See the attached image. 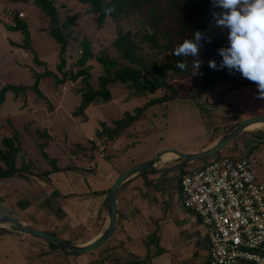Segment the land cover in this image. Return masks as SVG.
Listing matches in <instances>:
<instances>
[{
	"label": "rangeland",
	"instance_id": "obj_1",
	"mask_svg": "<svg viewBox=\"0 0 264 264\" xmlns=\"http://www.w3.org/2000/svg\"><path fill=\"white\" fill-rule=\"evenodd\" d=\"M53 1L58 8L59 21L63 20L65 16H71L78 10L82 12L83 6L80 5L77 0ZM7 10L10 11L8 14ZM18 11L22 13L21 21L30 23L33 29L36 30L38 34L42 35L37 39V36L32 33L31 40L28 41L30 50L18 46L22 44L23 36L21 32L8 27L9 19L12 20ZM80 12L76 21L81 19L80 17H83V19L76 28H74L76 25L75 22V24L70 27H63L60 29L66 43L60 54L63 56L64 63L59 70L57 65L61 59L59 55L60 43L50 36L49 29L52 28V24L49 18L34 6L31 0H0V58L8 60L9 62L20 61L22 64L18 69L12 67V71L0 70V83L23 85L38 80L40 84L38 87L41 88L44 93L50 91L53 95L56 94L57 89L54 83L55 76L60 77L62 71L74 73L79 69V67L75 65V62L79 57V41L82 37H85L89 41L90 50L92 52V57L85 63L87 66H91L88 70L86 82H83L80 76L75 80H71L67 76L63 84L59 85V88L63 91H59V93L66 95V97H71L74 103H77L78 100L80 102L81 91L87 90L88 86L93 89L97 88V78L102 74L101 67L95 59L97 56H104L109 60H114L118 65L128 64L131 67L138 68L137 65L127 63L120 57V53H118L113 44L119 34L124 36L125 39L132 40L137 44L134 49V54L136 56L142 55L146 63H159L166 59V54H158L154 50L146 48L145 45L137 43L138 36L136 35L137 32L140 31L138 25L140 16L138 14L122 13L116 14L114 17H105L102 25L97 27L95 16L92 13ZM14 47H16V49H14ZM19 48L25 52V56L22 57L23 52H21V57L18 55L17 52H19ZM66 52L67 54L65 55ZM151 73V69H148L147 74ZM164 80L166 83H171L172 86L180 92L182 88L188 84L189 78L185 76L177 78L176 75H167ZM106 86L110 98L115 102L112 101V103L108 105H100L105 102L98 100L97 102H93V104H99V106L95 110H89L90 122L93 121L95 123L96 121L101 127L104 126L103 123L106 124L109 118L115 120L123 118L126 112L123 111L120 114L119 110L125 108L130 109L132 107V109L129 110L132 111L135 107L142 105L149 98L160 97L165 94L164 87H161L150 95L134 97L130 95L131 90L120 82L109 83ZM210 90L211 91H207L200 96H178L169 98L161 103H155L149 106L147 110H144V116H140L139 121L135 124L131 122L130 127L128 126L129 129L124 132V136L122 135L123 143L117 155L109 158V161L114 165L112 173L115 171L120 172L132 164L151 158L165 149L174 148L185 153L199 151L207 147L211 139L217 140L231 124L250 116L264 115V99L259 98V92L254 82H240L226 88L225 91L222 85L214 86V88ZM130 99H133L131 104H123L124 100ZM35 101L42 102L39 98H36ZM79 102L76 106H73L72 101L68 104V107L75 111ZM74 111L73 115L77 117L76 120H78V123H80L81 120H85L84 117L80 119L74 114ZM82 113L78 115L81 116ZM99 120H102L103 123L99 122ZM19 122L20 121L15 122L9 127L5 125L4 128L8 131L13 130V132L16 133L21 132L23 136L21 145L26 157L33 160L35 164L42 168L49 166V168L52 169L54 163L47 166V160L45 159V156H51L50 152L47 151L44 155L37 147V142L34 141V138H31L32 135L28 132L21 131ZM99 124H89V126L93 128L94 131ZM85 125H83L84 128ZM65 128L68 132L71 130L68 125H66ZM117 129L120 128L118 127ZM125 129L126 127L122 131ZM122 131L121 133H117L116 136L122 134ZM21 134H19L20 140ZM79 137L81 138V136L73 138L68 133H63L64 140L72 139L69 145L67 143L66 147L63 148L65 151L61 149L64 143L63 141L60 142L59 148L57 147L55 149L58 155V157H54L56 159H54V161H57L55 162L56 166H59V163L66 164L70 155L74 156L80 151L77 148L81 144L79 142L81 141ZM83 141L85 142V140ZM53 143L55 142L53 141ZM95 152L96 149L91 147L89 154H93L92 156H94ZM224 153L236 156L252 155L255 157L257 164L254 166V173L259 179L264 181V124L254 129H244L214 154L204 159L188 163V165L181 170L186 171L190 168L199 167L206 160ZM167 159L168 157H163L162 160ZM180 161V159L174 157L169 160L167 164L174 165ZM59 171H61V173L64 172L65 175L68 174L65 179L64 176L59 178L61 186L65 185L64 193L60 196L62 198L58 197V199H62V204L57 206L56 202L52 201L50 206L52 208H46V218L47 215L54 212V216L47 218V222L51 223V229L46 231L73 244H82L89 240L94 233L98 232L99 224L98 222H91V210L84 208L80 203L88 194L87 188H95L99 185V182L96 179L95 182H90L91 177L85 175L81 181L83 174L76 171H71L70 173L66 170ZM34 172L36 171H33V175H35ZM49 173H51V171L48 172V177L43 173H39V177L50 181L51 176ZM52 176L54 175L52 174ZM87 180L88 184L86 186ZM43 195L46 194L42 193L40 200L38 198L35 201L36 205L42 203ZM51 199L57 200L53 197ZM3 205V203H0L1 213L6 212L9 213V215H14V217H21L14 212L15 210L13 211L14 213L8 211V208L2 207ZM22 207L23 205H21V208ZM33 213L34 211L31 214L33 215ZM197 218L199 217L197 216ZM28 224L29 226L33 225V222L28 221ZM201 226V233H204L205 226L203 223ZM25 236L30 240L37 239L44 241L35 236ZM111 238L112 236L99 247L80 255H68L56 249V253H49L46 255L44 253L42 254L43 256L38 257L39 259L30 261L21 253V246L23 245L19 244L16 246V238L14 236L11 240L6 241L7 243L4 246H0V258L7 254L3 259H0V264H7L5 261H8V257H13V255L16 259H22V261L19 260L18 262H21V264H127L130 259H133L132 251L127 246L117 243L112 244L110 241ZM12 262L13 260L8 263L12 264ZM139 264H144V262Z\"/></svg>",
	"mask_w": 264,
	"mask_h": 264
},
{
	"label": "crops",
	"instance_id": "obj_2",
	"mask_svg": "<svg viewBox=\"0 0 264 264\" xmlns=\"http://www.w3.org/2000/svg\"><path fill=\"white\" fill-rule=\"evenodd\" d=\"M80 18L76 21L74 28L83 19V17ZM26 25L29 41L31 40L32 33L37 36V39L42 36L33 29L30 23L26 22ZM20 48L17 53L21 57V52H23V57L25 56V52ZM21 65L20 61L9 62L0 58V70L12 71V67L18 69ZM33 84L35 85V89H30L29 87ZM62 84L63 82L55 84L57 93L54 95L50 91L48 92L49 94L44 93L38 87L40 85L38 80L35 83L23 84L22 86L26 87V89L17 96L11 92L5 93L4 99L0 104V138L2 136L15 135L22 150L24 160L30 162L31 165L29 167L32 171H36L34 172L35 176L39 177V173H43L48 177V172L51 171L49 173L51 182L48 179L46 181L41 178L45 183L42 181L38 183L31 177L33 174L28 175L27 172H22L21 175L14 174L10 177L0 178V203H3L2 207L8 208V211L13 212L15 210L14 212L21 217L10 216L22 223L29 225L28 221H31L33 222V225H30L32 227L50 230L51 223L47 222V218L54 216V212L47 215L46 218V208H52L50 207L52 201H55L57 206L62 204V199H58V197L62 198L60 196L64 193L65 185L61 186L59 178L64 176L65 179L68 175H65L64 172L61 173L59 170H66L68 173L71 171L79 172L83 174L81 181L83 177L90 176V182H95L96 179L99 185L95 188H87L88 194L80 204L84 208L91 210V222H98L99 224L98 232L93 234L90 238L92 239L102 230L107 222L106 192L114 178L121 172L115 171L112 173L114 165L109 161V158L117 155L120 147H122V135L124 136V132L129 129L130 125L122 131V134L111 139L106 137V134L96 136L95 130L99 132L102 129L111 128L113 126L112 120L114 121L115 119L109 118L106 124L102 120H99V122L104 124L103 127L96 121L95 123L93 121L90 122L89 110H95L99 106V104L90 103L83 109L81 116L76 114L80 119L82 117L85 118V120H81L78 123L77 117L73 115L74 109H70L68 104L73 101V106H76L79 100L77 103H74L71 97H66V95L59 93V91L63 92L59 88V85ZM36 98H39L42 102H36ZM112 101L114 100L110 98L109 101L100 105H108ZM132 102L133 99L124 100L123 104H131ZM131 109L132 107L119 111L120 114L123 111L132 113V111H129ZM18 121H20L21 131L32 135L31 138H34V141L37 142V147L44 155L47 151L50 152L51 156H45V159L47 160V166L54 163L52 169L49 166L42 168L35 164L33 160L26 157L21 145L23 139L21 132L16 133L13 130L8 131L4 128L5 125L9 127ZM138 121L139 119L135 120L134 124ZM89 124H99V126L93 131V128H90ZM66 125L71 128L69 132L66 131ZM83 125H85V128ZM64 132L73 138L81 136V138L79 137L81 144L77 147L80 151L74 156L70 155L66 164L59 163V166H56L55 162L57 161H54V157H58V155L55 149L59 148L61 141L64 142L61 146V149H63L67 143L69 145L72 139L64 140ZM19 134H21V140ZM215 141L210 142L208 146ZM91 147L96 149L94 156H92L93 154H89ZM100 147L103 148L102 157L98 155ZM171 159L159 160L154 170L137 173L119 184L115 197V225L110 235L112 236L110 241L112 244L117 243L127 246L133 255L144 257L147 260V264H205L208 246L206 228L204 233H201L202 223L194 213L182 206L179 196L178 180L181 174L194 168L186 171L181 169L163 170L162 168L175 165L167 164ZM87 184L88 180L86 186ZM42 193L46 195H43L42 203L36 205L35 201L38 198L40 200ZM52 197L57 200L51 199ZM21 205H23L22 208ZM0 214L9 215L6 212H0ZM0 228L5 229L3 231L0 230V246H4L7 243L6 241L11 240L15 236V244L16 246L19 244L23 245L21 246V253L27 260L35 261L39 259V256H43L42 254L44 253L46 255L56 253L57 251L56 248L51 249L45 241L30 240L25 234H21L7 226H0ZM3 257L0 259H3ZM11 260H13L12 264H21V262H18L19 260L22 261V259H16L13 255V257H8V261L6 260L5 262L9 264L8 262Z\"/></svg>",
	"mask_w": 264,
	"mask_h": 264
},
{
	"label": "trees",
	"instance_id": "obj_3",
	"mask_svg": "<svg viewBox=\"0 0 264 264\" xmlns=\"http://www.w3.org/2000/svg\"><path fill=\"white\" fill-rule=\"evenodd\" d=\"M83 6L82 12H90L95 16V23L100 27L104 22L105 17H114L116 14H138V25L140 31L137 32V43L145 45L146 48L154 50L158 54H166V59L157 63H146L145 58L134 54V49L137 44L132 40L125 39L119 34L113 44L116 47L123 61L137 65L138 68L129 66L128 64L118 65L114 60H109L104 56H97L95 59L101 67L102 74L98 76L97 88L93 89L88 86L87 90L81 91V98L74 114H81L83 109L90 103L106 102L110 99L107 89V84L120 82L126 88L131 90V96L150 95L156 89L164 87L165 94L160 97L149 98L142 105L135 107L132 113L126 112L123 118L113 121L111 128L95 131L96 136L106 134L109 139L116 136L117 133L131 125V122L139 119L143 115V111L155 103H161L169 98L178 96L202 95L214 86L222 85L224 91L226 88L236 85L240 82H252L244 78L238 71L229 72L227 68H219L222 57L218 53V49L227 47L228 29L218 27L212 16L213 12L220 13L222 9L214 7L212 0H77ZM44 15H46L52 28L49 29L50 36L60 43L59 55L65 45L60 29L70 27L75 24L79 17V12L73 13L71 16H65L63 20H58V8L53 0H31ZM112 6L115 11L111 14H105L104 8ZM8 27L19 30L23 36L22 44L18 45L25 49H29V36L27 25L21 21L17 15L9 19ZM201 32L205 39L201 42L202 46L199 50L198 57H178L173 54L174 49L185 39H194L195 32ZM211 42H207L208 39ZM79 57L75 65L79 67L74 73L62 71L60 77L55 76L54 83H62L65 77L75 80L80 76L83 82H86L88 70L91 66L85 63L92 57L89 41L82 37L79 41ZM60 62L57 68L62 67L63 56L60 55ZM201 60L203 63L198 72L202 73L193 75L192 63L193 60ZM214 60L218 66V70L208 67V61ZM178 61H186L188 69L182 71L176 64ZM118 66V67H117ZM148 69L152 73L147 74ZM45 73V72H44ZM49 74V73H48ZM68 74V75H67ZM167 75H176L177 78L185 76L189 78L186 84L179 92L172 86L171 83H166L164 78ZM35 83V82H34ZM30 89H35L33 84ZM26 87L22 85L0 84V104L4 99L6 92H11L17 96L25 91ZM223 91V92H224ZM120 129H117V128ZM215 139H211L212 142ZM30 162H26L23 158L22 150L19 147L15 135L2 136L0 138V178L10 177L14 174L21 175L22 172H27L32 175L33 171L29 167ZM1 231L5 230L0 228ZM50 248H54L52 244L47 243ZM133 259L127 264H139L147 260L144 257L132 255Z\"/></svg>",
	"mask_w": 264,
	"mask_h": 264
},
{
	"label": "built area",
	"instance_id": "obj_4",
	"mask_svg": "<svg viewBox=\"0 0 264 264\" xmlns=\"http://www.w3.org/2000/svg\"><path fill=\"white\" fill-rule=\"evenodd\" d=\"M256 164L252 155L224 153L181 174V204L206 228V264H264V181Z\"/></svg>",
	"mask_w": 264,
	"mask_h": 264
},
{
	"label": "clouds",
	"instance_id": "obj_5",
	"mask_svg": "<svg viewBox=\"0 0 264 264\" xmlns=\"http://www.w3.org/2000/svg\"><path fill=\"white\" fill-rule=\"evenodd\" d=\"M212 3L214 7L222 9L220 13H212L216 25L228 29L229 45L218 49L222 57L219 68H227L229 72L238 71L254 82L259 98L264 99V0H212ZM114 11L112 6L104 8L106 15ZM204 39V35L197 31L194 39L183 40L173 54L185 58L198 57ZM207 42L210 43L211 39ZM202 63L201 60H193V75H202L198 72ZM176 67L186 71L188 64L178 61ZM208 67L218 70L214 60L208 61Z\"/></svg>",
	"mask_w": 264,
	"mask_h": 264
},
{
	"label": "water",
	"instance_id": "obj_6",
	"mask_svg": "<svg viewBox=\"0 0 264 264\" xmlns=\"http://www.w3.org/2000/svg\"><path fill=\"white\" fill-rule=\"evenodd\" d=\"M257 122H261L264 124V115L250 116L231 124L215 142L199 151L185 153L174 148H169L160 151L151 158L132 164L122 170L114 178L106 192L105 203L107 222L102 228V230L95 237H93L87 242H84L82 244H73L61 237H57L56 235L46 230L26 225L18 219L6 214H0V226H7L21 234L38 237L44 240L45 242L52 244L57 250L68 255H80L82 253L89 252L103 244L110 237L114 229L116 190L121 182L137 173L154 170L156 168V163L160 160V156L165 152H172L175 157L180 159L181 161L178 164H175L174 166L165 167L162 169L167 171L182 169L186 165H188V163L194 162L195 160L204 159L214 154L216 151L221 149L226 143L231 141L241 131H243L245 127H247V125ZM31 177L38 183L41 181L45 183L44 180L35 175H32Z\"/></svg>",
	"mask_w": 264,
	"mask_h": 264
},
{
	"label": "bare ground",
	"instance_id": "obj_7",
	"mask_svg": "<svg viewBox=\"0 0 264 264\" xmlns=\"http://www.w3.org/2000/svg\"><path fill=\"white\" fill-rule=\"evenodd\" d=\"M260 125H263V123H261V122H257V123H251V124H249V125H247V127H245V129H254V128H257V127H259ZM163 157L165 158V157H168V159L169 158H174L175 157V155L172 153V152H165V153H163L162 155H161V157H160V161H164V160H162L163 159Z\"/></svg>",
	"mask_w": 264,
	"mask_h": 264
}]
</instances>
